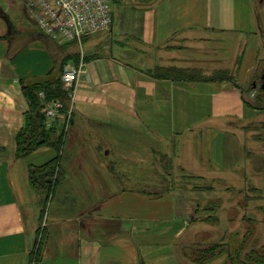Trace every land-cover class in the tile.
I'll return each instance as SVG.
<instances>
[{
  "label": "crops",
  "instance_id": "crops-1",
  "mask_svg": "<svg viewBox=\"0 0 264 264\" xmlns=\"http://www.w3.org/2000/svg\"><path fill=\"white\" fill-rule=\"evenodd\" d=\"M9 2L20 5L8 8L23 21L0 9V264H196L189 200L174 192L148 196L140 191L143 176L129 180L112 168L153 166V157H170L178 141L187 168L260 173L250 180L264 190V106L244 96L264 56V0H114L109 30L85 36L94 38L83 51L50 38L20 0ZM66 63L82 71L69 121L63 112L56 120L64 124V178L42 213L28 166L55 150L16 155L29 108L21 80L60 77ZM170 64L226 69L235 83L147 73ZM250 205L246 225L264 217V198ZM256 227L263 235L264 221Z\"/></svg>",
  "mask_w": 264,
  "mask_h": 264
},
{
  "label": "trees",
  "instance_id": "trees-1",
  "mask_svg": "<svg viewBox=\"0 0 264 264\" xmlns=\"http://www.w3.org/2000/svg\"><path fill=\"white\" fill-rule=\"evenodd\" d=\"M67 58H63L62 64L65 63ZM147 73L154 78H167L172 80L233 81V76L226 69H215L210 73H206L203 68L197 66L182 67L173 64L155 65L149 68ZM21 83L29 108L24 114V123L16 138V155L18 157H25L38 148L45 146L52 147L55 150V155L48 161L40 165L30 164L28 166L30 187L35 193L41 196V212L44 213L49 197L54 194L56 186L64 178V171L60 166V152L64 140V124L61 123L56 127L58 123L55 121L50 126L46 125L42 112L43 102L52 99L61 100L63 103L62 112L65 114L70 98L68 90L63 86L59 76L49 74L48 77L39 81H26L23 79ZM233 83L235 82L233 81ZM39 92L44 93L43 99L39 97ZM245 101L251 105L248 100L245 99ZM244 187H246L247 191L244 190V193L241 195L243 200L239 209L242 213L239 214V220H237L238 227L227 233L223 232L218 243H213L203 248L198 246L199 243H194L196 245L195 250L191 248L194 263L200 264L203 260H215L218 258L217 255L223 252L227 258L225 262L228 260L229 264H264V234L262 235L261 231L256 227V223L264 221V217H259V219L255 216L253 218L254 220L248 218L250 224L245 226L243 225V221H241L242 219L246 220V211L243 206L248 207L249 202L252 203L264 198V190L246 182H244ZM143 190V188L140 189V191L148 196L162 195L170 192L166 189L158 193L149 194ZM250 191L253 194H249ZM238 206L240 205L238 204ZM259 207L261 206L254 205V207L248 208L253 209L254 213H260ZM192 220L194 222L200 219L193 216ZM202 220H206V218ZM42 236V233L40 237L38 236L35 248L32 251V259H34L35 263L39 260ZM225 262L224 258H222V262L219 264H225Z\"/></svg>",
  "mask_w": 264,
  "mask_h": 264
},
{
  "label": "rangeland",
  "instance_id": "rangeland-1",
  "mask_svg": "<svg viewBox=\"0 0 264 264\" xmlns=\"http://www.w3.org/2000/svg\"><path fill=\"white\" fill-rule=\"evenodd\" d=\"M109 1L110 6H115L116 3L114 0ZM15 4L16 5H10L9 0H0V9L3 10L12 21H15L17 18H21V21H23V15H19L18 13L13 12L14 10L8 8V6H20L17 2ZM93 38V36L88 39L85 37L82 38L80 43L72 42L67 45L74 46V48L78 51H83L86 47L85 45ZM84 40L85 44H83ZM100 43L101 42L98 44ZM71 55L74 57V53L70 54V56ZM263 57L264 56H262V59L258 62V66L252 79L253 84H255V88H251V83L244 85V96L246 100H248L251 105L253 104L256 107L264 106V89L262 90L261 88V84L263 83L262 74L264 71ZM74 58H76V56ZM69 60L70 59H67L65 62ZM233 81H235L234 78ZM238 125L236 127H242L241 123ZM227 128H229V126H227ZM169 152L171 154L170 157H153V166L149 164L147 165V168L126 165V168L112 169L117 172L118 176L125 178L128 177L129 180H138L141 176H143L144 181L141 187L144 189V192H148L150 194L168 189V191L174 192L176 195L183 196L189 200L193 216L200 219L199 221L192 222V225H196L198 230L197 236L195 237L196 241L193 240L194 242L191 244L194 250L196 248L194 243H199L198 246L201 248L213 243H218V240L221 239L223 232L227 233L238 227L237 220H239V214L242 213L239 209L243 200L241 195L244 193V190L247 191L246 187H244V182L252 185L253 182L250 179L259 177L260 173L250 174L247 172L248 170L246 172L239 171L228 173L218 171V168H214L211 165H207L206 168H187L183 163L182 147L179 146L178 141H175L172 150ZM250 193L253 194L251 191L249 194ZM238 204L240 206H238ZM250 204L251 203L248 204V207L251 206ZM243 207L244 210L247 211L248 207ZM204 218H206V220H202ZM45 222L46 220L44 218L40 220L38 232L44 230V226L46 224ZM243 225L245 226L246 223L243 222ZM217 256L224 258V262L227 259L223 252L219 253ZM215 260H203L200 264L220 263L218 258ZM226 263L229 264L228 260L225 264Z\"/></svg>",
  "mask_w": 264,
  "mask_h": 264
},
{
  "label": "built area",
  "instance_id": "built-area-1",
  "mask_svg": "<svg viewBox=\"0 0 264 264\" xmlns=\"http://www.w3.org/2000/svg\"><path fill=\"white\" fill-rule=\"evenodd\" d=\"M30 12L35 23L50 38L61 43L78 42L83 37L109 30L112 13L109 0H20ZM81 65L66 63L60 78L72 96V86L77 80ZM44 98V93L39 92ZM70 100V99H69ZM63 103L52 99L43 102L42 112L46 125L50 126L62 116ZM67 122L71 116L68 107L64 114Z\"/></svg>",
  "mask_w": 264,
  "mask_h": 264
},
{
  "label": "flooded vegetation",
  "instance_id": "flooded-vegetation-1",
  "mask_svg": "<svg viewBox=\"0 0 264 264\" xmlns=\"http://www.w3.org/2000/svg\"><path fill=\"white\" fill-rule=\"evenodd\" d=\"M262 81H263V83L261 85L264 86V71H263V74H262Z\"/></svg>",
  "mask_w": 264,
  "mask_h": 264
}]
</instances>
